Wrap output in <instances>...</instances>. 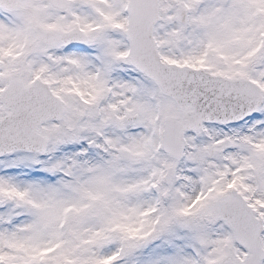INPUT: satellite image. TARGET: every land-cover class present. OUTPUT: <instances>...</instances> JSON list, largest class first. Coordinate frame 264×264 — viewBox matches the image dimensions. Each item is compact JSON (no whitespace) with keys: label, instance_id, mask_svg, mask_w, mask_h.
<instances>
[{"label":"snow or ice","instance_id":"1","mask_svg":"<svg viewBox=\"0 0 264 264\" xmlns=\"http://www.w3.org/2000/svg\"><path fill=\"white\" fill-rule=\"evenodd\" d=\"M0 264H264V0H0Z\"/></svg>","mask_w":264,"mask_h":264}]
</instances>
